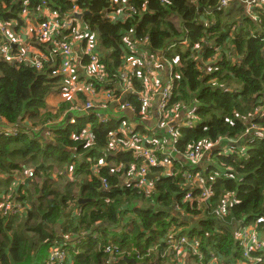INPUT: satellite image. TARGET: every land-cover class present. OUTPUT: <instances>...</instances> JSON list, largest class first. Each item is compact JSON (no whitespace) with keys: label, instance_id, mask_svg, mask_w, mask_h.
Instances as JSON below:
<instances>
[{"label":"trees","instance_id":"trees-1","mask_svg":"<svg viewBox=\"0 0 264 264\" xmlns=\"http://www.w3.org/2000/svg\"><path fill=\"white\" fill-rule=\"evenodd\" d=\"M221 1L0 0V47L11 48L13 55L19 48L14 50L6 42L1 28L8 26L9 34L25 30V8L35 17L49 8L63 18L76 5L80 12H90L82 21L98 40L99 64L111 81L104 86L120 82L123 57L134 58L145 49L152 63L168 60L166 65L172 67L164 86L172 80L174 96L167 113L173 116L177 107L193 125L175 129L181 138L179 155L167 158L156 152L172 167L151 168L149 186L135 187L132 170L142 162L136 159V149L127 146L154 149L148 139L164 140L162 132H152L141 119L138 96L126 100L141 123L132 135L121 131L123 123L130 126L123 117L127 113H121L122 122L112 119L104 124L93 112H84L71 124L67 120L80 113L72 110L75 101H66L58 111L62 124L47 122L55 118L49 111L45 127L30 129L33 119L46 109L49 96L66 84L51 75L60 58L50 59L38 70L31 64L10 63L0 50V264H46L55 248L67 250L64 264H170L166 237L180 231L201 239L204 263L212 255L219 264L243 261L236 232L242 224L264 217V0L252 5L245 3L249 0H234L218 10ZM123 8L131 14L126 21L103 16ZM173 18L179 20V27ZM32 35L45 56L56 55L58 42L71 40L69 33H57L48 42L34 31ZM146 38L149 43L141 49ZM218 55L214 67H207ZM89 62L84 56L83 63ZM165 69L162 62V75ZM141 74L146 76L144 69ZM133 75L135 90L145 91ZM78 76L85 80L81 73ZM78 101L87 102L82 94ZM67 110L72 112L65 117ZM6 129L17 130L18 135ZM209 145L218 147L208 167L191 170L184 156L193 147ZM65 166L74 180H82L76 184L67 180L61 192L52 171ZM188 170L205 181L204 189L196 188L198 184L193 188L182 177ZM4 177L9 179L3 182ZM75 187L80 188V197L73 196ZM191 189L195 200L188 202ZM205 190L213 194L208 203L201 198ZM81 198L87 199L83 205ZM9 204L14 211L6 209ZM216 211L225 215V221ZM127 223H132L130 229ZM116 236L121 240H114ZM85 239L88 243L82 244ZM260 255L264 257V251Z\"/></svg>","mask_w":264,"mask_h":264},{"label":"built area","instance_id":"built-area-1","mask_svg":"<svg viewBox=\"0 0 264 264\" xmlns=\"http://www.w3.org/2000/svg\"><path fill=\"white\" fill-rule=\"evenodd\" d=\"M231 1L234 0H222L220 2L218 10H222L227 7ZM248 5L254 4V0H249ZM46 6V5H45ZM73 11L67 14L65 17L60 18L57 14L53 13L49 8H43L38 16L43 17V21L34 27L32 24V16L30 11L25 8L22 12V16L25 20L26 26L34 27V32L36 36L43 42H48L55 34H66L69 33L68 38L76 40L77 42L85 41L86 46L83 54L76 55L74 50L75 44L65 41L58 42L56 44L55 54L50 53L48 55H43L40 50L33 49L31 45H22L19 51L13 55L10 50L11 48L0 47L3 51L5 58L12 64L25 63L35 66L36 69L42 70L44 68V63L48 62L50 59L55 60L56 57L60 58V63H56L51 73L54 78H62L66 83L64 87H59L56 89L55 93L66 94V101H75L73 110L79 112H93L96 117L100 119L101 123L107 124L112 118L114 112L110 111L114 106L119 104V108L123 112H131L134 114V108L126 102L129 96H138L140 103L142 104L141 119L146 123L147 127H156V130L162 132L161 136L164 140H151L149 142L154 143V149L145 147L144 145L138 146L135 144H129L128 149H136V159L142 162L138 170H132L134 176L135 187H148L147 176L150 174V169L153 167L169 166L172 164L165 162L162 159L159 160L156 156L158 150L162 151L163 155L168 157H175L179 155L180 152L177 150V146L180 143V135L175 131L178 125L182 124L183 127L191 128L192 123L185 120V114L178 112L176 107L172 113L173 116L167 113V106L174 96V83L173 81L167 82L164 86V75L159 71L161 63L165 64L166 69L172 66H167L166 61L162 60L159 62H151L150 55L145 49L138 51L136 57L127 59L123 57V65L119 69V80L117 85L114 87L110 84L106 86L103 82H111L109 74L103 70L99 64V57L96 53L97 49V38L91 33L87 26L82 22V19L78 18V15L84 13L79 11L78 7L74 5ZM126 9H120L117 11L107 12L104 16L110 21L118 22L119 20L126 21L129 19L131 14H126ZM130 12H135L133 9ZM2 34L5 37L9 34V27L1 28ZM31 33V32H30ZM67 38V39H68ZM149 43V39L146 38L142 44V48ZM11 44V43H10ZM1 46V41H0ZM133 52L137 51L136 45H131ZM84 56L90 59L88 65L83 63ZM160 59V58H159ZM161 60V59H160ZM145 70L146 76L142 78L141 70ZM85 78L82 81L78 74ZM139 78L142 81V86L145 91L139 92L135 90L132 84L131 76ZM96 83L99 85V89L96 87ZM109 85V86H108ZM109 88V89H108ZM54 93V92H53ZM78 94H82L86 97L87 102L81 103L78 101ZM122 102L121 106L120 103ZM166 110V111H165ZM183 116L181 119L180 116ZM180 119V120H179ZM119 122H122L121 116L117 118ZM76 120L71 121V124H75ZM123 123L121 126V131L125 135L135 134L137 127L141 126V123L135 122L134 125ZM17 136L18 132H14ZM48 135L50 133L48 132ZM116 134H112V138H116ZM136 141H139L137 139ZM167 147L169 152H166ZM216 147L213 145L206 146L203 149L201 146H196L191 149V151L184 156L185 161L191 167V170H196V163H198L206 154L208 159L211 161L213 158V150ZM166 149V150H165ZM210 163V162H209ZM209 165V164H208ZM191 170L182 174V177L191 183L193 188L196 184V188H205V181L201 179L200 176L192 177ZM173 172V168L169 173ZM34 174L30 171L29 177H33ZM106 186V183H105ZM193 189L187 194L188 202L195 200L193 196ZM212 193L205 190L201 196L202 200L209 202L212 198ZM227 205H224L226 207ZM9 211H14L15 209L11 204L6 207ZM217 212V211H216ZM221 221H225V215L221 212H217ZM198 218V217H197ZM188 234L182 231L178 233H170L166 237V243L169 246V255L172 256L173 260L170 264H219L216 259V255H212V259L209 263L203 262V256L200 253V238H189ZM236 238L242 243V256L243 261L239 264H264V257L260 255L264 251V217H259L253 224H242L236 232ZM68 239V237H66ZM110 250L108 249L107 252ZM256 254V255H255ZM67 250L55 248L51 251L46 264H64L67 260ZM198 257V262H193L191 258ZM190 258V259H189Z\"/></svg>","mask_w":264,"mask_h":264},{"label":"crops","instance_id":"crops-1","mask_svg":"<svg viewBox=\"0 0 264 264\" xmlns=\"http://www.w3.org/2000/svg\"><path fill=\"white\" fill-rule=\"evenodd\" d=\"M39 19H43V17H41V16H38V17H35V16H32V24H34V27L35 26H37L38 24H39ZM83 22V21H82ZM34 27H32V26H26V29L25 30H22V31H20L19 33H13L12 32V30H11V33H10V38L13 40L12 42H10L9 41V38L6 36V42L7 43H11V44H13V46L15 47V49L14 50H17V48H21L22 47V45L24 44V45H26V44H29V45H31L32 46V48L33 49H35V50H37V52H39L38 51V49L39 48H37L36 46H35V44H36V42L34 41V35H32V32L34 31ZM31 32V33H30ZM31 41H33V44L31 43ZM85 46H86V43H85V41H81V42H78V44H77V46L76 47H74V50L75 51H77V52H80L79 54H83V51H84V49H85ZM55 67V66H54ZM53 67V68H54ZM164 80H167V69H165V75H164ZM59 100H61L59 97H58V95H57V93H52L50 96H49V98H48V102H47V107H46V109L44 110V111H42L41 112V115H40V117L44 114V113H46V112H49V111H52V110H54L55 109V107L53 106V107H50V105L52 104V102L54 101V102H58ZM62 101V100H61ZM64 102V101H63ZM66 103V100H65V102L63 103V104H65ZM121 104H122V102L120 103V106H121ZM73 110V109H72ZM69 112H72V111H69V110H67L66 111V116L65 117H67V115H68V113ZM111 112H114L111 116H112V118L110 119V120H112V119H117V118H119L120 116H122V114L121 113H127L126 115L127 116H124L123 115V117L124 118H127L128 119V123L130 124V125H134V123L135 122H137L138 120L136 119V117L133 115V113H131V112H123L120 108H119V104L118 105H116V106H114V108H112V110L110 111V113ZM83 117V116H85V114L84 113H79L78 115H76V116H73V117H70L67 121L68 122H70L71 123V121H73V120H76L77 121V117ZM183 116L181 115L179 118L181 119ZM179 119V120H180ZM58 121H62V118L61 119H59ZM139 122V121H138ZM149 129L152 131V132H156V131H158V130H156V127H149ZM168 147H167V151H168ZM184 160V159H183ZM209 162H210V160L208 159V156H207V154L198 162V163H196V167H197V169L196 170H199V169H205V168H207L208 167V164H209ZM169 169H170V167H168ZM82 178V177H81ZM9 178L8 177H4V178H2L1 180H3V182L4 181H7ZM55 179V178H54ZM123 179L125 180V181H128L127 180V177L126 176H123ZM81 180L82 179H80V183H81ZM150 180V177H149V175L147 176V181H149ZM57 184V183H56ZM59 189H60V191L61 192H64V189H65V186H66V182L64 183V184H62L61 186H59V185H56ZM1 193H2V191H1ZM75 194V195H74ZM74 194H73V196L74 197H80V188H79V191L78 192H76V191H74ZM5 195V192L3 193V195L1 196V198L3 197ZM87 199H80V201H79V203H80V205H83L84 204V202L86 201ZM107 226V225H106ZM127 229H130L131 227H132V223H127V226H125ZM120 230L122 231V228L120 227L117 231L118 232H120ZM183 233H185V232H183ZM186 234H188V233H186ZM114 240H121V238L120 237H118V236H116V237H114ZM81 240H79L78 241V245H81V243H79ZM85 243H88V240L87 239H85L84 240V242H82V244H85Z\"/></svg>","mask_w":264,"mask_h":264},{"label":"rangeland","instance_id":"rangeland-1","mask_svg":"<svg viewBox=\"0 0 264 264\" xmlns=\"http://www.w3.org/2000/svg\"><path fill=\"white\" fill-rule=\"evenodd\" d=\"M172 22L176 25V27H179L180 25V22L177 18H173L172 19ZM10 34L7 35V37L9 38V41L12 42L13 40L9 37ZM70 43L72 44H75L76 43V40H73L71 39L69 41ZM78 42L75 44V47L77 46ZM77 52V51H76ZM80 52H77L76 55L78 56ZM220 57V55H218L215 60H212V61H208L207 62V67H210V68H213L214 67V64L216 63L217 59ZM58 97L62 100H59L58 102H52V104L50 105V107H55L53 111V116L55 117L54 119H50L49 123H52L53 126H57V125H60L62 124L64 121H58V119L61 117V115L57 116L58 115V111L62 108V105L63 103L65 102V99L67 97L66 94H62V93H57ZM64 101V102H63ZM193 110H195L194 106L192 107ZM47 119V116H46V113H44L41 117L39 118H36V119H33V122H31L32 125H34L33 127H28L30 129H35L36 131L39 130V127H45V124H44V121H46ZM37 122V123H36ZM198 122H195V124L197 125ZM53 176L55 177V182L57 183V185L61 186L62 184H64L67 180L76 184V181H78L77 183H80V180L79 179H76L74 180V173L68 169V167H63L62 169H58V168H55L53 171ZM62 173H63V176H62ZM38 182L40 183V185L42 184V179L40 178V180H38ZM75 191L78 192L79 191V187H75Z\"/></svg>","mask_w":264,"mask_h":264},{"label":"water","instance_id":"water-1","mask_svg":"<svg viewBox=\"0 0 264 264\" xmlns=\"http://www.w3.org/2000/svg\"><path fill=\"white\" fill-rule=\"evenodd\" d=\"M90 14V12H84L83 14H80V15H78V18H80V19H82L83 18V16H86V15H89ZM103 16H104V14H103ZM133 38V36H131V39ZM133 261V260H132Z\"/></svg>","mask_w":264,"mask_h":264},{"label":"clouds","instance_id":"clouds-1","mask_svg":"<svg viewBox=\"0 0 264 264\" xmlns=\"http://www.w3.org/2000/svg\"><path fill=\"white\" fill-rule=\"evenodd\" d=\"M83 14V13H82ZM83 19V18H82ZM6 131H13V134L14 132H16L17 130H12V129H6ZM18 132V131H17Z\"/></svg>","mask_w":264,"mask_h":264}]
</instances>
